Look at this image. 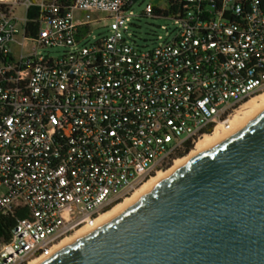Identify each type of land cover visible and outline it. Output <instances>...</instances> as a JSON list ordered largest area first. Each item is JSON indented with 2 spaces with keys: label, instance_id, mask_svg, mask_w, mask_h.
Masks as SVG:
<instances>
[{
  "label": "built area",
  "instance_id": "built-area-1",
  "mask_svg": "<svg viewBox=\"0 0 264 264\" xmlns=\"http://www.w3.org/2000/svg\"><path fill=\"white\" fill-rule=\"evenodd\" d=\"M136 1L0 0V217L24 215L0 238V264L43 261L94 231L264 92L262 0H184L175 37L152 50L125 38ZM98 14L107 33L88 42Z\"/></svg>",
  "mask_w": 264,
  "mask_h": 264
},
{
  "label": "water",
  "instance_id": "water-1",
  "mask_svg": "<svg viewBox=\"0 0 264 264\" xmlns=\"http://www.w3.org/2000/svg\"><path fill=\"white\" fill-rule=\"evenodd\" d=\"M40 264H264V110Z\"/></svg>",
  "mask_w": 264,
  "mask_h": 264
},
{
  "label": "bare ground",
  "instance_id": "bare-ground-1",
  "mask_svg": "<svg viewBox=\"0 0 264 264\" xmlns=\"http://www.w3.org/2000/svg\"><path fill=\"white\" fill-rule=\"evenodd\" d=\"M264 110V92L248 99L245 103H243L240 108L237 110L236 115L234 116L233 120L231 121L232 129L230 131L223 130L220 127L214 129L211 134L205 135L204 137L200 138L198 141L195 142L192 150L182 158L175 159L174 162L171 164L169 169L165 171H158L156 174L151 176L149 179L144 181L133 193L130 197L125 198L118 204L114 205L109 211L104 213L100 219L98 225H103L116 215L123 212L129 206H131L134 202L152 190L157 184L162 182L168 176L179 170L182 166L186 163L200 155L201 153L207 151L208 149L212 148L226 137H228L232 132L235 130L243 127L247 122L257 116ZM238 114V115H237ZM90 231H79L76 232L72 237L63 239L58 245V251L64 249L65 247L71 245L72 243L78 241L79 239L83 238ZM41 261H31L28 264H40Z\"/></svg>",
  "mask_w": 264,
  "mask_h": 264
},
{
  "label": "rangeland",
  "instance_id": "rangeland-1",
  "mask_svg": "<svg viewBox=\"0 0 264 264\" xmlns=\"http://www.w3.org/2000/svg\"><path fill=\"white\" fill-rule=\"evenodd\" d=\"M148 3L154 4V0H137L127 13V17L125 19L124 29L126 30L125 38L127 42L135 44L141 50H152L157 46L168 43L173 40L177 32L178 24L171 16H144V8ZM156 6L158 8H165L167 6V0H160ZM95 16V18L103 20L98 25L92 27L91 35L87 39L88 42H92L95 38L103 36L107 33V29L104 27L108 25L109 21L104 19L105 15L98 14ZM71 50H74V48ZM64 51L65 50L63 49L50 50L52 56L61 54ZM169 167L167 169H169Z\"/></svg>",
  "mask_w": 264,
  "mask_h": 264
},
{
  "label": "trees",
  "instance_id": "trees-1",
  "mask_svg": "<svg viewBox=\"0 0 264 264\" xmlns=\"http://www.w3.org/2000/svg\"><path fill=\"white\" fill-rule=\"evenodd\" d=\"M70 0H60V2L68 4ZM184 0H167V6L165 8H158L156 4H154V11L152 17H170L174 12L180 9V4ZM262 7H264V0H262ZM192 149L191 145L185 149V151L177 156V158L185 157L190 150ZM24 215H21L18 211L14 218L11 217H0V238L6 239L9 234V229L13 227V225L20 219H22Z\"/></svg>",
  "mask_w": 264,
  "mask_h": 264
}]
</instances>
